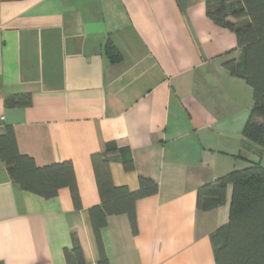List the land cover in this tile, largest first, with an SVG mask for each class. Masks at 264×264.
Instances as JSON below:
<instances>
[{"label":"crops","instance_id":"crops-1","mask_svg":"<svg viewBox=\"0 0 264 264\" xmlns=\"http://www.w3.org/2000/svg\"><path fill=\"white\" fill-rule=\"evenodd\" d=\"M206 11L207 0H0V133L12 125L39 165L71 160L82 200L77 209L67 187L49 199L27 192L0 159V264H67L73 237L98 264L91 156L109 141L135 162L111 164L116 185L135 191L141 176L159 185L137 202V234L127 214L109 217L110 264H217L211 235L229 221L233 185L211 211L197 208V190L247 156L255 99L224 66L241 59L235 33ZM21 93L32 106L6 104Z\"/></svg>","mask_w":264,"mask_h":264},{"label":"trees","instance_id":"trees-1","mask_svg":"<svg viewBox=\"0 0 264 264\" xmlns=\"http://www.w3.org/2000/svg\"><path fill=\"white\" fill-rule=\"evenodd\" d=\"M206 12L216 24L235 33L241 59H230L224 66L232 76L245 80L253 88L255 104L243 132L247 156L240 155L249 161V165L200 186L197 208L211 211L224 205L228 186L232 184L229 221L211 235L217 264H264V166L248 157V153L261 154L264 149V0H207ZM105 52L112 63L123 59L110 40ZM6 104L30 107L33 97L31 93L15 94ZM0 159L7 166L12 181L23 190L49 199L67 187L75 207L82 208L73 162L37 164L33 156L20 151L15 129L9 124L0 133ZM91 160L101 198L98 205L90 208L101 254L98 264H110L101 236L109 217L127 214L132 231L137 234V202L156 195L159 185L145 176L140 177L139 189L135 191L125 185H116L111 164L120 162L125 170L132 171L135 162L130 149L120 147L115 141L107 142L103 151L93 153ZM64 255L67 264H86L83 247L76 237H73L72 246L64 248Z\"/></svg>","mask_w":264,"mask_h":264},{"label":"rangeland","instance_id":"rangeland-1","mask_svg":"<svg viewBox=\"0 0 264 264\" xmlns=\"http://www.w3.org/2000/svg\"><path fill=\"white\" fill-rule=\"evenodd\" d=\"M259 121H261V120H259ZM248 157H249L250 160L259 161L264 166V149H263L261 154H258V153H255V152L248 153ZM248 165H249V161L248 160L240 158L237 168L238 169H242V168H244V167H246Z\"/></svg>","mask_w":264,"mask_h":264}]
</instances>
